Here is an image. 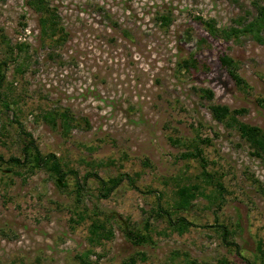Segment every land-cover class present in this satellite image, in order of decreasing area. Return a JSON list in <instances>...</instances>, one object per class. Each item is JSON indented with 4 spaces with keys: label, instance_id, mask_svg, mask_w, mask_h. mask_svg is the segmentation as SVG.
<instances>
[{
    "label": "rangeland",
    "instance_id": "obj_1",
    "mask_svg": "<svg viewBox=\"0 0 264 264\" xmlns=\"http://www.w3.org/2000/svg\"><path fill=\"white\" fill-rule=\"evenodd\" d=\"M44 1L57 22L52 36L29 0H0V154L20 156L19 122L80 179L121 181L104 197L94 176L77 192L73 175L64 187L43 169L0 162V264H80L82 254L90 264H264V159L209 109L245 108L238 120L264 128V44L250 35L213 39L197 19L240 26L264 0ZM222 55L235 60L247 88L236 86ZM44 111H67L70 128ZM219 183L221 204L209 199ZM189 185L203 195L178 210V191ZM158 196L173 218L194 226L178 234L151 219V242L136 244ZM93 224L112 236H92ZM216 224L230 232L226 243Z\"/></svg>",
    "mask_w": 264,
    "mask_h": 264
},
{
    "label": "trees",
    "instance_id": "obj_2",
    "mask_svg": "<svg viewBox=\"0 0 264 264\" xmlns=\"http://www.w3.org/2000/svg\"><path fill=\"white\" fill-rule=\"evenodd\" d=\"M31 7L40 13H43L44 16L40 18L41 31L43 35L52 36L56 31V19L55 16L51 13V9H48L44 0H29ZM256 14L248 21H240L238 20V25L240 26H230L217 28L213 21H203L202 18L197 17L198 20H201L204 24V27L213 39H222L225 42L230 41L232 39L238 40L241 36L250 35L253 37L258 43L264 44V2L259 3L258 1L253 2ZM159 19L161 23L165 26L170 23V18L166 15H160ZM220 63L223 68H225L233 79L236 86L241 89L247 88L248 85L245 80L240 76L237 72V64L235 60L229 55H222L220 58ZM193 60H184L183 67L189 68L194 65ZM5 64H0V87L3 84L4 72L3 66ZM203 96L207 99H212L213 92L209 89H202ZM260 104L264 103V98L258 100ZM4 106L8 108V103L4 102ZM211 115L213 119L217 122L223 123L225 127L234 128L238 131L240 137L248 144L251 149V155L264 159V128H261L257 125L248 124L246 122H242L238 120L237 116L243 114L246 109L238 108V109H230L226 105L220 104H211L209 106ZM56 116H61L64 118L66 128H70L72 118L71 115L67 111L62 112H52V111H44L41 113V117L47 121H54ZM18 131L21 136V150L20 156H11L8 160H4L3 156L0 154V162L1 163H11L14 167H18L21 169H25L26 171L33 173L38 169H43L46 171L49 176L54 179L57 184H60L66 187V179L68 175H73L75 179V188L77 192H81L84 183L89 176H94L99 184V189L104 197H107L113 189L117 186V184L121 181L120 179H110V183L112 186H107V183L102 178L98 177L96 174L87 173L81 179L78 177L77 173L72 169H65L64 165L60 162L59 158L55 153H42L33 137V135L28 132L19 122H17ZM207 141V140H206ZM199 154V152H198ZM195 154V155H198ZM20 174L19 172H16ZM207 176V181L210 180L209 174H205ZM131 180V179H129ZM217 194H213L209 196V199L213 202L218 200V204H221L223 200L224 194V186L219 183L217 184ZM259 190L264 196V188L259 185ZM179 200L175 204L176 209L178 210H188L193 201L198 197L203 195L200 192L199 187L196 185L182 186L179 191ZM161 196H158V209L151 218H148L144 223V233L140 235H136L133 237V242L136 244H142L146 242H151V219H162L167 228L172 232H177L178 234H183L189 230L190 227L194 226L187 218L183 216H179L177 218H173L171 214L166 211L160 204ZM217 230L221 235L222 241L226 243L227 236L230 232L226 229L225 226L221 224H216ZM90 234L94 237H104L109 238L112 236L113 232L111 230L105 229L101 224H93L90 227ZM258 253L260 254V259L264 262V242L259 241L257 245ZM80 259V264H90L87 260L86 254L78 255ZM225 260L221 261L220 264H224ZM130 264H135V261L132 259ZM187 264H195L193 260H188Z\"/></svg>",
    "mask_w": 264,
    "mask_h": 264
}]
</instances>
